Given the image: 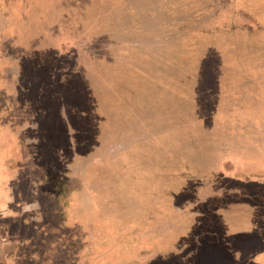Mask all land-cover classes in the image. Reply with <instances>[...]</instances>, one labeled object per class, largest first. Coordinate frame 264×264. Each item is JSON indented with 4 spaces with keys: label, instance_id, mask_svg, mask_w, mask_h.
Instances as JSON below:
<instances>
[{
    "label": "rangeland",
    "instance_id": "374dc122",
    "mask_svg": "<svg viewBox=\"0 0 264 264\" xmlns=\"http://www.w3.org/2000/svg\"><path fill=\"white\" fill-rule=\"evenodd\" d=\"M12 159L20 264H264V0H0Z\"/></svg>",
    "mask_w": 264,
    "mask_h": 264
},
{
    "label": "crops",
    "instance_id": "0c3cea01",
    "mask_svg": "<svg viewBox=\"0 0 264 264\" xmlns=\"http://www.w3.org/2000/svg\"><path fill=\"white\" fill-rule=\"evenodd\" d=\"M8 163L11 166L5 164L6 169L0 168V224L2 225V227L0 226V264H20L23 259H20L22 257L19 251L21 249L23 252L25 237L18 236L14 232L18 227L27 224L28 220L34 218L35 215H27V213L24 214L10 209L9 205L11 204L12 197L7 190V185H5L10 180L7 179L9 175L5 174L7 171H16L17 169L16 167L14 168L15 159L9 160ZM12 165L14 166L12 167ZM33 235L35 234L30 235V237ZM259 251H263V248Z\"/></svg>",
    "mask_w": 264,
    "mask_h": 264
},
{
    "label": "trees",
    "instance_id": "16d2710c",
    "mask_svg": "<svg viewBox=\"0 0 264 264\" xmlns=\"http://www.w3.org/2000/svg\"><path fill=\"white\" fill-rule=\"evenodd\" d=\"M254 91H257L256 93L258 94V93L261 91V89H256V90H254ZM246 148H250V146H248V147H246Z\"/></svg>",
    "mask_w": 264,
    "mask_h": 264
}]
</instances>
